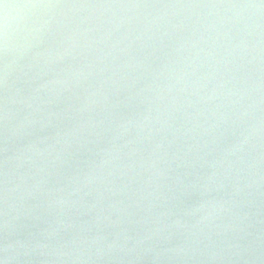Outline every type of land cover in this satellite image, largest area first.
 <instances>
[{"label": "clouds", "instance_id": "obj_1", "mask_svg": "<svg viewBox=\"0 0 264 264\" xmlns=\"http://www.w3.org/2000/svg\"><path fill=\"white\" fill-rule=\"evenodd\" d=\"M0 264H264V0H0Z\"/></svg>", "mask_w": 264, "mask_h": 264}, {"label": "water", "instance_id": "obj_2", "mask_svg": "<svg viewBox=\"0 0 264 264\" xmlns=\"http://www.w3.org/2000/svg\"><path fill=\"white\" fill-rule=\"evenodd\" d=\"M261 201L259 199H257V205L260 206Z\"/></svg>", "mask_w": 264, "mask_h": 264}]
</instances>
